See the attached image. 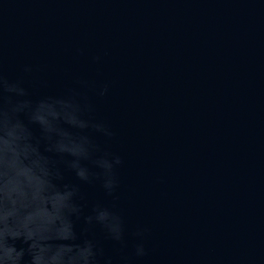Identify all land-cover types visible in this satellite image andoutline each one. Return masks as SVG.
<instances>
[{"label":"water","instance_id":"water-1","mask_svg":"<svg viewBox=\"0 0 264 264\" xmlns=\"http://www.w3.org/2000/svg\"><path fill=\"white\" fill-rule=\"evenodd\" d=\"M0 36L6 78L33 99L80 91L114 131L91 135L123 159L117 198L96 183L82 203L122 216L123 254L150 229L132 264H264V0H0Z\"/></svg>","mask_w":264,"mask_h":264},{"label":"clouds","instance_id":"clouds-1","mask_svg":"<svg viewBox=\"0 0 264 264\" xmlns=\"http://www.w3.org/2000/svg\"><path fill=\"white\" fill-rule=\"evenodd\" d=\"M92 61L99 63L101 56ZM32 71L30 64L23 66L25 74ZM109 90L105 83L95 94L103 98ZM93 111L88 97L75 89L33 99L23 79L6 78L0 36V264H132L148 255L147 226L131 233L135 243L127 255L122 216L101 202L85 212L81 186L99 183L106 197L116 199V170L123 164L119 154L93 139L91 133L115 136ZM65 172L74 181L64 182ZM77 221L83 225L79 231ZM96 227L118 247L119 257L105 254L99 241L84 235Z\"/></svg>","mask_w":264,"mask_h":264}]
</instances>
